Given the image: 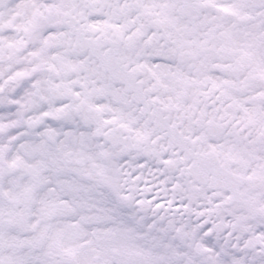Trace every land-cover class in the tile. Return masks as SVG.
I'll use <instances>...</instances> for the list:
<instances>
[{
  "label": "snow or ice",
  "instance_id": "obj_1",
  "mask_svg": "<svg viewBox=\"0 0 264 264\" xmlns=\"http://www.w3.org/2000/svg\"><path fill=\"white\" fill-rule=\"evenodd\" d=\"M0 264H264V0H0Z\"/></svg>",
  "mask_w": 264,
  "mask_h": 264
}]
</instances>
